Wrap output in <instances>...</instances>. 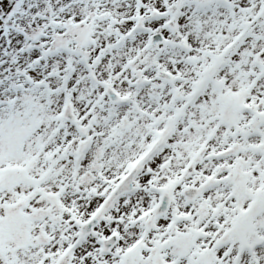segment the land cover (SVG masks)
<instances>
[{
  "label": "snow or ice",
  "instance_id": "obj_1",
  "mask_svg": "<svg viewBox=\"0 0 264 264\" xmlns=\"http://www.w3.org/2000/svg\"><path fill=\"white\" fill-rule=\"evenodd\" d=\"M0 264H264V0H0Z\"/></svg>",
  "mask_w": 264,
  "mask_h": 264
}]
</instances>
